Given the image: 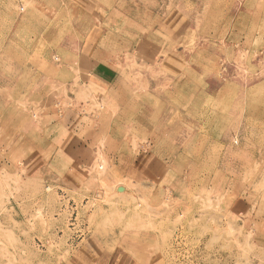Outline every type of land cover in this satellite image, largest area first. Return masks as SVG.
<instances>
[{
    "label": "rangeland",
    "instance_id": "rangeland-1",
    "mask_svg": "<svg viewBox=\"0 0 264 264\" xmlns=\"http://www.w3.org/2000/svg\"><path fill=\"white\" fill-rule=\"evenodd\" d=\"M0 264H264V0H0Z\"/></svg>",
    "mask_w": 264,
    "mask_h": 264
},
{
    "label": "crops",
    "instance_id": "crops-1",
    "mask_svg": "<svg viewBox=\"0 0 264 264\" xmlns=\"http://www.w3.org/2000/svg\"><path fill=\"white\" fill-rule=\"evenodd\" d=\"M97 75H98V76H99V75H100V76H103V75H102V74H100V73H97Z\"/></svg>",
    "mask_w": 264,
    "mask_h": 264
}]
</instances>
